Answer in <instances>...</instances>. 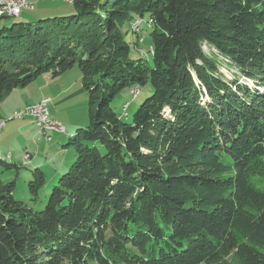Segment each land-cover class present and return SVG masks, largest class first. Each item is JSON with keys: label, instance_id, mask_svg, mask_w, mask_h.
<instances>
[{"label": "trees", "instance_id": "16d2710c", "mask_svg": "<svg viewBox=\"0 0 264 264\" xmlns=\"http://www.w3.org/2000/svg\"><path fill=\"white\" fill-rule=\"evenodd\" d=\"M69 4L0 28V102L76 67L90 108L43 210L0 179V264H264V0ZM142 20L151 64L137 52ZM147 86L131 116L139 95L114 112L118 94ZM31 175L36 200L45 174Z\"/></svg>", "mask_w": 264, "mask_h": 264}, {"label": "rangeland", "instance_id": "374dc122", "mask_svg": "<svg viewBox=\"0 0 264 264\" xmlns=\"http://www.w3.org/2000/svg\"><path fill=\"white\" fill-rule=\"evenodd\" d=\"M145 20L147 21V17H144V21ZM20 21L21 20L19 19V16L16 18H11V17L10 18H2V19H0V28L9 27L13 22H20ZM144 21L142 20L143 25H142V23H139L140 26H138V27H141V25H142L141 38L144 41L141 42V40H139L140 42H138L139 44L137 45L138 46L137 52L146 56L145 59L148 61L149 64H151V58H150V55L148 52V50H149L148 48L150 46L149 37H148L149 36V29L146 28V24L144 23ZM122 30H124V31L127 30V25H123ZM133 31L135 34L140 33L139 28L133 29ZM135 38H136V36L134 34H132V32H130V31L127 32V34L125 36L126 41L130 44V54L134 58L138 57V54L136 53L135 48H133ZM203 49L205 52L209 51V49L207 47H203ZM220 72L222 73V75L224 76L226 81H229V82L233 80V77L235 75L234 74L235 70L232 68H229L226 64H222L220 66ZM44 76L49 78V79H51V77H52L50 73H45V74L38 76L37 78H43ZM58 77H60V76H58ZM52 78H54V77H52ZM239 79H240V77H239ZM35 80L32 82V84H29V86H27L28 95H30L31 97H34L35 95L40 94L39 93L40 90L38 88L39 82H36ZM62 81L63 80H61V82H58L59 83L58 85L56 84V86H54V91H57L60 87L63 86L64 82H66V81H63V83H62ZM150 93H151V90L148 86L140 89V94H138L139 95L138 97L134 96L132 93L129 94V90L126 89L115 97V99L112 102V108H113L114 112H120L121 106L124 102H127V101L130 102L131 100H133V98L137 97V103L135 105H131L127 110L128 115L131 116L137 110L139 104H141V102H143L144 99L150 95ZM82 97H83L82 100H79V97H77L78 99H76V101H72L70 104H68V106H70L68 116L70 118L75 119V120L81 119V125H80V127H78V129L84 128V127L89 125L90 108H89V105H87L88 104L87 103L88 97H87L86 92L84 93V95ZM82 101H85V103ZM8 116L9 117H4L2 120H0V121L4 122V125L6 124L5 129L3 127L1 128L2 132L0 134V152L12 153L13 159L15 162L14 164H16L20 169L18 171H15L14 169L4 170V168H1L0 169V179L5 183H9V182L15 183L13 195H14V198L16 200L25 203L26 205H28V207H30L34 211H41L44 209L45 204L48 202L51 189L54 186H57L58 179L60 178V176H62V174H65L68 172L70 165L73 163V161L75 159L74 149L72 147L66 146V144L69 140V136H68L69 133L67 132L66 134L64 133V134H60L58 136L55 135L54 137H52L53 139L51 142H48L44 139H41L40 140L41 143L37 144L36 143L37 141L35 142V138L32 135L33 132L32 133L29 132L27 134L25 132L26 127L23 128L22 131L20 130L19 126L21 125L22 122L27 121L28 120L27 118H23V119H19V120H17V119L12 120L11 119L12 114L8 115ZM32 122L35 125L34 121H32ZM34 125H32V126H34ZM35 127L36 126H34V128ZM76 130L77 129H75L72 134L70 133V137L75 135ZM25 138H26V140H28V141H26L27 144L30 140H33L35 145L37 144V145L41 146L40 149L38 148L37 150L40 152V157L42 154L43 156H46V158H48L47 161L48 160L50 161L52 156H56V159L59 161H61V159H63L64 155H67L68 156L67 158H69V159H67L66 167H64L63 169H60L57 174H54L52 171H50V172L47 171L46 168L41 169L44 171V174H45V184L42 187V189L40 190L36 200H33L32 197L29 196L28 191H27V185H26L27 181H29L31 179L32 170H34L35 168H32L33 167L32 165L31 166L29 165V167H24L18 159L19 156L21 154H23V152H24L25 147L23 145V141L25 140ZM58 138H59V140H57ZM27 147L30 150H32V147L30 144ZM49 149H50V151L48 152ZM4 153H2V154H4ZM4 161L6 163H9V162H7L6 159Z\"/></svg>", "mask_w": 264, "mask_h": 264}, {"label": "crops", "instance_id": "0c3cea01", "mask_svg": "<svg viewBox=\"0 0 264 264\" xmlns=\"http://www.w3.org/2000/svg\"><path fill=\"white\" fill-rule=\"evenodd\" d=\"M26 3L29 7L23 8L19 17V19L24 22L34 23L40 19L69 15L74 11L72 4L53 0H26ZM54 78L51 77V79H49L45 76L43 78H37L35 81L39 82L38 88L40 90V94L35 95L34 97L28 95L27 86L11 91L0 102V120H2L4 117H9L8 115H11L18 110L23 109L26 105L36 103L43 98H48L50 100L48 103L49 117L52 120L60 123V125L64 128V132L62 133L48 131L47 135L50 137V141L48 142H51L53 139L52 137L55 135L58 136L68 132V136H70V133L72 134L73 131L78 129V127L81 125V119L75 120L68 116L70 107L68 104H70L72 101H76V99H78L77 97H79V100H82V96L85 93L81 83V73L79 69L74 67L61 74L60 77ZM61 80L66 82H64L63 86L59 88L60 90L58 89L57 91H54V86H56V84L58 85V82H61ZM82 102L85 103V101ZM26 118L28 120L21 123L19 126L20 130L22 131V129L26 127L25 132L27 134L29 132H33L32 135L35 138V142L37 141V144L41 143V139L46 140L42 135H40L38 129L36 127L34 128L35 125L33 124L32 120L28 117ZM2 127L5 129L6 124L4 125V122L0 121V134L2 132ZM57 140H59V138ZM26 141L28 140L25 138L23 141V145L25 147L24 152L18 158L24 167H29V165H32V168H46L47 171H52L54 174H57L60 169L66 167L67 159H69L67 158V155H64L61 161L57 160L56 156H52L50 161H47L48 158H46V156L41 154L42 158L40 157V152L37 150L38 148L40 149V145H35L33 140H30V143L28 142V144ZM29 144L31 145L32 150L27 147ZM49 151L50 149L48 152ZM2 153L4 152H0V158L3 162H5L4 160L6 159L9 163H15L12 153L5 152V155Z\"/></svg>", "mask_w": 264, "mask_h": 264}, {"label": "built area", "instance_id": "2783aa9c", "mask_svg": "<svg viewBox=\"0 0 264 264\" xmlns=\"http://www.w3.org/2000/svg\"><path fill=\"white\" fill-rule=\"evenodd\" d=\"M69 4L70 0H53ZM26 0H0V18L13 17L14 15H20L23 8H28ZM136 88V87H135ZM134 88L130 90L132 93ZM48 98H43L36 103L26 105L23 109L14 112L11 119H23L30 118L32 121H38V131L47 141H50V137L47 135L48 131L62 133L64 128L60 123L52 120L49 117ZM128 106V105H127ZM127 106H124V115Z\"/></svg>", "mask_w": 264, "mask_h": 264}, {"label": "bare ground", "instance_id": "6f19581e", "mask_svg": "<svg viewBox=\"0 0 264 264\" xmlns=\"http://www.w3.org/2000/svg\"><path fill=\"white\" fill-rule=\"evenodd\" d=\"M75 1H77V0H70L69 3H72V2H75ZM18 16H20V15H14V16L11 17V18H16V17H18ZM139 21H140V20H139ZM139 21H135V22L131 25V28H130V29H136V28L138 29V28H139V30H140V27H138V26H140L139 23H141V22H139ZM137 32H138V31H137ZM149 51L152 52L151 48H149ZM139 93H140V90H138L137 88L133 89V91H132V94H133L134 96H138ZM34 123H35V126L38 128V121H34Z\"/></svg>", "mask_w": 264, "mask_h": 264}]
</instances>
